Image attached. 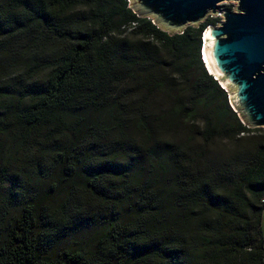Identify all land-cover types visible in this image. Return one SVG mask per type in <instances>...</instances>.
<instances>
[{
	"label": "trees",
	"instance_id": "16d2710c",
	"mask_svg": "<svg viewBox=\"0 0 264 264\" xmlns=\"http://www.w3.org/2000/svg\"><path fill=\"white\" fill-rule=\"evenodd\" d=\"M129 0H0V264H264V129L203 35Z\"/></svg>",
	"mask_w": 264,
	"mask_h": 264
},
{
	"label": "water",
	"instance_id": "95a60500",
	"mask_svg": "<svg viewBox=\"0 0 264 264\" xmlns=\"http://www.w3.org/2000/svg\"><path fill=\"white\" fill-rule=\"evenodd\" d=\"M139 17L162 30L182 33L217 17L203 35L202 55L209 72L229 92L230 104L249 128H264V0H130Z\"/></svg>",
	"mask_w": 264,
	"mask_h": 264
},
{
	"label": "rangeland",
	"instance_id": "374dc122",
	"mask_svg": "<svg viewBox=\"0 0 264 264\" xmlns=\"http://www.w3.org/2000/svg\"><path fill=\"white\" fill-rule=\"evenodd\" d=\"M235 7H236V3L234 2H230V3H224L221 5V12L219 13V15L222 14V12L226 11V10H235ZM218 15V16H219ZM174 34H178V33H174ZM264 129V128H263Z\"/></svg>",
	"mask_w": 264,
	"mask_h": 264
},
{
	"label": "clouds",
	"instance_id": "9594fccd",
	"mask_svg": "<svg viewBox=\"0 0 264 264\" xmlns=\"http://www.w3.org/2000/svg\"><path fill=\"white\" fill-rule=\"evenodd\" d=\"M129 3L131 4V2H130V0H129ZM211 18H220V20H221V15H219V16H217V17H211ZM148 19H150V18H148ZM152 20V19H151ZM153 21V20H152ZM204 42V41H203ZM203 47H204V45H203ZM203 52V51H202ZM203 56V55H202ZM203 61H204V63H205V59H204V56H203ZM206 65V64H205ZM207 67V66H206ZM208 69V68H207ZM209 71V70H208ZM211 74V73H210Z\"/></svg>",
	"mask_w": 264,
	"mask_h": 264
},
{
	"label": "crops",
	"instance_id": "0c3cea01",
	"mask_svg": "<svg viewBox=\"0 0 264 264\" xmlns=\"http://www.w3.org/2000/svg\"><path fill=\"white\" fill-rule=\"evenodd\" d=\"M263 231H264V213H263Z\"/></svg>",
	"mask_w": 264,
	"mask_h": 264
},
{
	"label": "built area",
	"instance_id": "2783aa9c",
	"mask_svg": "<svg viewBox=\"0 0 264 264\" xmlns=\"http://www.w3.org/2000/svg\"><path fill=\"white\" fill-rule=\"evenodd\" d=\"M262 202L264 203V199L262 200Z\"/></svg>",
	"mask_w": 264,
	"mask_h": 264
}]
</instances>
